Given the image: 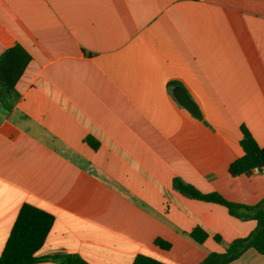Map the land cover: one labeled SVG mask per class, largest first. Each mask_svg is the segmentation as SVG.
Returning <instances> with one entry per match:
<instances>
[{"label":"crops","instance_id":"obj_1","mask_svg":"<svg viewBox=\"0 0 264 264\" xmlns=\"http://www.w3.org/2000/svg\"><path fill=\"white\" fill-rule=\"evenodd\" d=\"M16 42L31 59L0 101V254L24 203L54 216L31 264L72 253L199 264L255 228L173 179L245 204L264 197V170L228 169L243 125L264 146V0H0V54ZM227 264H264V253Z\"/></svg>","mask_w":264,"mask_h":264},{"label":"trees","instance_id":"obj_2","mask_svg":"<svg viewBox=\"0 0 264 264\" xmlns=\"http://www.w3.org/2000/svg\"><path fill=\"white\" fill-rule=\"evenodd\" d=\"M31 59L30 53L19 42L7 47L0 54V101L8 107L9 98L15 94V84L27 63ZM243 135L240 144L243 154L229 164L232 176L242 173L252 174L255 166H264V146L260 145L251 131L242 126ZM87 142L94 148L99 141L92 136L86 137ZM173 186L189 197L203 199L225 205L230 214L243 218L255 219V228L246 236L233 239L225 245L223 251H210L199 264H227L241 256L248 248H254L264 253V197L255 204H245L227 199L218 191L203 192L180 177L173 179ZM54 216L50 212L31 203H24L17 214L9 237L0 254V264H31L43 257L36 255V251L44 243L48 235ZM189 235L198 243H203L209 233L200 225H196ZM214 239L222 243L219 234ZM155 243L162 248L171 247V242L161 237L155 238ZM59 259L62 264H90L78 254H61L51 256ZM132 264H170L147 254H137Z\"/></svg>","mask_w":264,"mask_h":264},{"label":"water","instance_id":"obj_3","mask_svg":"<svg viewBox=\"0 0 264 264\" xmlns=\"http://www.w3.org/2000/svg\"><path fill=\"white\" fill-rule=\"evenodd\" d=\"M173 94L176 99L186 107L193 115L201 117L202 113L197 101L190 95L186 88L182 85L173 87Z\"/></svg>","mask_w":264,"mask_h":264},{"label":"built area","instance_id":"obj_4","mask_svg":"<svg viewBox=\"0 0 264 264\" xmlns=\"http://www.w3.org/2000/svg\"><path fill=\"white\" fill-rule=\"evenodd\" d=\"M264 170V166L263 167H259V166H255L253 169H252V172H259V171H262Z\"/></svg>","mask_w":264,"mask_h":264}]
</instances>
